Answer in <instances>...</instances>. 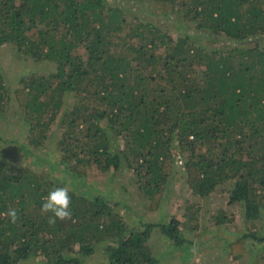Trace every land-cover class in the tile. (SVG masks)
I'll return each mask as SVG.
<instances>
[{"label": "trees", "instance_id": "1", "mask_svg": "<svg viewBox=\"0 0 264 264\" xmlns=\"http://www.w3.org/2000/svg\"><path fill=\"white\" fill-rule=\"evenodd\" d=\"M5 45L49 65L0 66L21 129L0 130V264H182L202 244L264 264V0H0ZM121 171L136 203L107 188ZM176 176L179 223L161 212ZM56 187L72 217L49 224Z\"/></svg>", "mask_w": 264, "mask_h": 264}, {"label": "rangeland", "instance_id": "2", "mask_svg": "<svg viewBox=\"0 0 264 264\" xmlns=\"http://www.w3.org/2000/svg\"><path fill=\"white\" fill-rule=\"evenodd\" d=\"M47 65H49V63L42 62V64H36L33 63L31 59L24 60L20 56V54L14 52L8 46H0V66L6 73H8V76L17 75L18 73L26 71L27 69L44 71ZM19 123L20 119L12 121L9 117H6V119L0 118V130L1 128H5V126L9 125L11 132L13 130H16L18 132L21 130L20 128H18ZM98 178L100 179L102 177ZM107 181V188H109L110 191L111 189H113L117 194V198H119L120 196H125L126 198L128 197L132 202L141 200V196H139L137 192H134L133 185L131 184L132 180L127 176V174H125V171H121V173H119V175L113 181ZM182 182L183 180H181L177 176L172 179L171 189L168 192V196H170L169 200L164 199L161 205V212L164 214V218L169 219L170 217H175L178 220V223L184 219V216L182 214L187 210V208L185 207L188 203L187 199L190 197L188 196L189 193L187 191V188H185ZM126 183L128 184V186L126 189H124L123 184ZM207 198L208 197L195 199V201L197 202L196 204H200L201 207L199 218L197 219V224L194 227L196 230H200V228L204 224H207L206 227L209 224L213 226L212 223H210L212 220L207 217L208 211L209 213L212 211V207L210 206L211 203L209 205L206 202ZM216 200L218 201V204H224L225 201L221 196H214V203ZM136 209L138 214L143 215L144 219H151L153 215L154 216L152 217V219L156 218L155 212L148 213L152 216H148L146 213H144L147 209V206L145 204H142V206L140 207H136ZM236 217L239 219L238 215ZM259 227L260 226L258 225L257 228ZM262 227L264 226L262 225ZM157 231V229L154 230L153 237L150 239L151 245L159 243L160 241ZM183 253L188 254V256L183 257L182 259L181 255ZM170 256L173 257V259H177L178 262H181L182 264H252L248 253L239 260H230L226 253V246H219L216 244H207L205 246L204 244H202L201 247H196L190 253L188 251H181L178 247H175Z\"/></svg>", "mask_w": 264, "mask_h": 264}, {"label": "clouds", "instance_id": "3", "mask_svg": "<svg viewBox=\"0 0 264 264\" xmlns=\"http://www.w3.org/2000/svg\"><path fill=\"white\" fill-rule=\"evenodd\" d=\"M69 192L70 189L67 187H56L44 197L41 211L45 214L51 213L48 217L49 224H55L57 220H71V197ZM4 215L13 224H15L19 218L17 209L13 207H9Z\"/></svg>", "mask_w": 264, "mask_h": 264}]
</instances>
